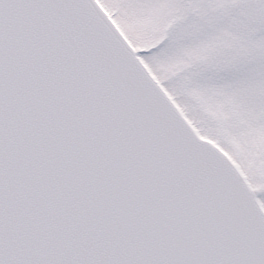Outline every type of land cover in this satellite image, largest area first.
I'll return each instance as SVG.
<instances>
[{
	"label": "snow or ice",
	"instance_id": "6c2138e0",
	"mask_svg": "<svg viewBox=\"0 0 264 264\" xmlns=\"http://www.w3.org/2000/svg\"><path fill=\"white\" fill-rule=\"evenodd\" d=\"M0 264H264V0H0Z\"/></svg>",
	"mask_w": 264,
	"mask_h": 264
}]
</instances>
